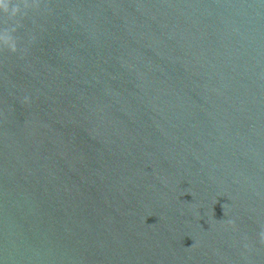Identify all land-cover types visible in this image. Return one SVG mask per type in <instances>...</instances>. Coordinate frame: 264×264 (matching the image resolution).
<instances>
[{
    "label": "water",
    "instance_id": "95a60500",
    "mask_svg": "<svg viewBox=\"0 0 264 264\" xmlns=\"http://www.w3.org/2000/svg\"><path fill=\"white\" fill-rule=\"evenodd\" d=\"M0 264H264V0H0Z\"/></svg>",
    "mask_w": 264,
    "mask_h": 264
}]
</instances>
